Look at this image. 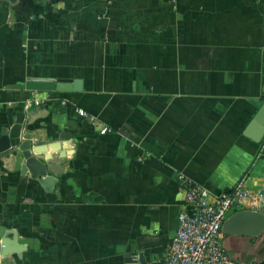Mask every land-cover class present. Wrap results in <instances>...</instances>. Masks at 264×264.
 <instances>
[{
  "label": "crops",
  "instance_id": "crops-1",
  "mask_svg": "<svg viewBox=\"0 0 264 264\" xmlns=\"http://www.w3.org/2000/svg\"><path fill=\"white\" fill-rule=\"evenodd\" d=\"M263 71L264 0H0V130L27 113L20 138L55 145L33 155L57 179L0 153V227L23 247L0 264H163L181 177L264 190ZM29 76L81 90L8 87ZM220 240L264 264V231Z\"/></svg>",
  "mask_w": 264,
  "mask_h": 264
},
{
  "label": "built area",
  "instance_id": "built-area-1",
  "mask_svg": "<svg viewBox=\"0 0 264 264\" xmlns=\"http://www.w3.org/2000/svg\"><path fill=\"white\" fill-rule=\"evenodd\" d=\"M78 112L85 115L82 109ZM181 183L184 208L178 213L176 232L166 244L163 264H238L220 240L223 221L232 209L264 208V190L238 182L229 191L211 193L187 177H181Z\"/></svg>",
  "mask_w": 264,
  "mask_h": 264
},
{
  "label": "water",
  "instance_id": "water-1",
  "mask_svg": "<svg viewBox=\"0 0 264 264\" xmlns=\"http://www.w3.org/2000/svg\"><path fill=\"white\" fill-rule=\"evenodd\" d=\"M14 1V0H10ZM264 77V71H263ZM11 89L29 90V91H79L81 90L80 80L77 79H55L47 77H26L23 83L8 85ZM31 111L30 113H32ZM27 113L18 111L15 114V121L6 131L3 127L0 130V153L12 148L18 147L21 150L23 161L20 165V171L24 173L28 170L30 177L37 179L39 184L46 190L53 188L56 178L46 171L43 161L37 159L33 154L44 153L48 149H56L52 144L32 145L30 141L21 140L20 131L23 119ZM259 122L260 130L264 132V107L261 108L257 116H255L252 124ZM221 230L227 234L241 235H258L264 231V208L258 210L240 209L229 215L222 224ZM14 231L6 230L0 227V255L6 256L13 252H19L23 247L14 246ZM127 264H139L145 262L142 254L135 255Z\"/></svg>",
  "mask_w": 264,
  "mask_h": 264
}]
</instances>
